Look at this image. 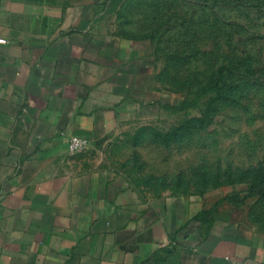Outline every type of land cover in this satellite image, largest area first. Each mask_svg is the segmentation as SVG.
I'll list each match as a JSON object with an SVG mask.
<instances>
[{
  "label": "crops",
  "instance_id": "obj_1",
  "mask_svg": "<svg viewBox=\"0 0 264 264\" xmlns=\"http://www.w3.org/2000/svg\"><path fill=\"white\" fill-rule=\"evenodd\" d=\"M125 4L0 0V264H264V229L223 198L159 193L106 159L159 107Z\"/></svg>",
  "mask_w": 264,
  "mask_h": 264
},
{
  "label": "rangeland",
  "instance_id": "obj_2",
  "mask_svg": "<svg viewBox=\"0 0 264 264\" xmlns=\"http://www.w3.org/2000/svg\"><path fill=\"white\" fill-rule=\"evenodd\" d=\"M125 6L124 29L158 62L159 107L134 135L114 140L106 159L153 191L223 198L264 229L254 178L264 171V0Z\"/></svg>",
  "mask_w": 264,
  "mask_h": 264
},
{
  "label": "trees",
  "instance_id": "obj_3",
  "mask_svg": "<svg viewBox=\"0 0 264 264\" xmlns=\"http://www.w3.org/2000/svg\"><path fill=\"white\" fill-rule=\"evenodd\" d=\"M167 107L174 109L175 106L167 105ZM143 131H147V129H144L143 128V129H140L138 132H143ZM153 137L155 139L161 140V141L167 140L166 137H163L162 134H160L159 132H157L155 130H153ZM139 138L141 139V137H139ZM254 178H255V180H257L255 182V184H257V185H263V187H261V192H262V196H264V171H260V172L256 173L255 176H254ZM255 188L258 189V187H255Z\"/></svg>",
  "mask_w": 264,
  "mask_h": 264
},
{
  "label": "built area",
  "instance_id": "obj_4",
  "mask_svg": "<svg viewBox=\"0 0 264 264\" xmlns=\"http://www.w3.org/2000/svg\"><path fill=\"white\" fill-rule=\"evenodd\" d=\"M5 40L0 39V43H5ZM85 144L84 141L77 137L70 138L69 141V148L70 151L73 153L79 152L84 148Z\"/></svg>",
  "mask_w": 264,
  "mask_h": 264
}]
</instances>
